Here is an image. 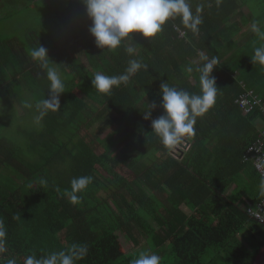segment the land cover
<instances>
[{"label":"trees","instance_id":"1","mask_svg":"<svg viewBox=\"0 0 264 264\" xmlns=\"http://www.w3.org/2000/svg\"><path fill=\"white\" fill-rule=\"evenodd\" d=\"M49 1L43 16L57 28L52 43L33 35L31 47L19 42L18 51L0 41V106L14 105L0 107V220L7 232L0 264L71 254L73 245L87 247L75 264H131L142 247L161 264H250L264 224L250 220L247 209L263 180L243 157L263 116L257 108L242 111L236 99L246 89L264 99V65L253 63L254 51L236 50L226 35L231 27L222 26L239 0H189L194 14L204 5L198 32L170 18L150 41L133 33L116 49L97 46L83 0ZM38 46L64 82L60 108L43 116L37 105L52 94L46 69L30 55ZM202 53L219 60L211 73L215 104L197 116L194 136L169 148L151 127L163 114L160 85L201 94ZM132 59L147 70L107 94L92 85L96 73L124 74ZM31 114L28 125L4 132L9 117ZM81 176L92 182L73 204L71 181Z\"/></svg>","mask_w":264,"mask_h":264},{"label":"clouds","instance_id":"2","mask_svg":"<svg viewBox=\"0 0 264 264\" xmlns=\"http://www.w3.org/2000/svg\"><path fill=\"white\" fill-rule=\"evenodd\" d=\"M219 3L220 0H217V4ZM83 4L91 21L88 31L94 37L97 46L103 49H116L125 39L132 41L131 34L133 33H139L150 41L151 38L163 31L162 26L170 18L179 17L184 27L194 33L199 31L198 26L203 22L200 13L203 11L204 5L197 6L194 14L189 0H83ZM251 27L252 31L264 40V31L261 30L258 22L254 21ZM134 50L135 45L133 44L127 49L129 53ZM30 55L34 60L40 62L42 68L46 69L47 79L50 81L52 98L44 99L37 105L38 108L43 109L41 111V116H43L48 109L56 111L60 108L58 96L64 92V82L54 66L56 64L49 60L45 48L38 46L30 51ZM251 59L253 63L258 62L264 65V46L255 48ZM200 60L204 63L196 71L200 72L201 94H190L185 90L170 86L167 82L160 85V107L163 109V114L152 120L151 127L160 138L161 143L169 148L179 144L185 136H194L197 116L204 114L215 104L219 88H217L215 78L211 73L214 67L219 65V60L216 56L209 57L203 53ZM141 69L147 70V65L143 64L141 60L132 59L124 74L108 76L96 73L91 83L98 91L107 94L114 87H119L121 84L126 85L130 77ZM186 71L191 73L193 68L187 67ZM26 106L31 107V105ZM149 108H155V105L153 104ZM150 115V110L145 111L144 119H149ZM91 182V176L72 179L71 192L68 193L70 202L78 203L79 197L76 193L86 189ZM261 199L251 208H256ZM248 217L250 220L264 224V219L254 217L249 213ZM6 236L4 223L0 220V253L6 251ZM70 252L71 254H65L63 251L54 252L49 258L43 260L35 259L33 255H29L25 258L24 264H56L57 256L61 257L60 264H75L76 259L86 255L87 247L73 245ZM7 264H16V261L9 259ZM131 264H161V257L155 253L142 252Z\"/></svg>","mask_w":264,"mask_h":264},{"label":"rangeland","instance_id":"3","mask_svg":"<svg viewBox=\"0 0 264 264\" xmlns=\"http://www.w3.org/2000/svg\"><path fill=\"white\" fill-rule=\"evenodd\" d=\"M5 3V10L9 11V15L7 12L0 14V41L1 45L4 46L5 42L6 45L11 48H20L18 43L24 44L25 47H31L33 40V35L40 37L41 39L44 38L46 42L52 43V39L58 37V32L55 29L54 32L51 29H46L44 25L45 19L48 15L43 16L46 11V0H16V3L13 5H9L7 0H3ZM24 2H30L29 4ZM15 4V5H14ZM5 42H4V41ZM17 40V42H16ZM23 96H32L31 93L25 91L23 92ZM29 105H31L30 110L32 108V98L28 97ZM14 105H12L7 100H4V104L0 107H5L11 109ZM34 112V111H33ZM32 119V114L29 115L28 119H20L18 116H11L7 119L8 126L5 127V133L13 131L16 126L20 125L21 127H25L28 125ZM35 120V118H34ZM34 122V121H33ZM111 131V130H109ZM103 140L109 138L107 133H104L100 136ZM153 224V221H150ZM264 237L262 238L263 244ZM142 252H147L149 254V250L147 247H142L139 249Z\"/></svg>","mask_w":264,"mask_h":264},{"label":"crops","instance_id":"4","mask_svg":"<svg viewBox=\"0 0 264 264\" xmlns=\"http://www.w3.org/2000/svg\"><path fill=\"white\" fill-rule=\"evenodd\" d=\"M7 2H11L12 4L8 3L11 6L13 3H16V0H7ZM46 3L50 4V1L46 0ZM238 5L239 6L234 10L233 13L225 16L226 18L224 17L222 26L231 27L226 35H232L233 41L231 42V45L239 47L236 50L246 48L245 51L247 53H252L255 48L264 46V40L260 39V37L252 31L251 27L254 21L258 22L264 19V0H239ZM3 10H5V3L3 0H0V14L9 12ZM44 23L46 24L47 29H51L53 32L55 29H57L55 25L52 24V22L51 26H49L48 18L45 19ZM258 24L261 30L264 31V22L261 21L258 22ZM259 190L260 193L258 201L264 194V183ZM247 201L248 204H251L250 200Z\"/></svg>","mask_w":264,"mask_h":264},{"label":"built area","instance_id":"5","mask_svg":"<svg viewBox=\"0 0 264 264\" xmlns=\"http://www.w3.org/2000/svg\"><path fill=\"white\" fill-rule=\"evenodd\" d=\"M236 102L242 111L247 113L257 108L263 116V123L260 124L257 130V137L247 146L243 158L252 161L256 171L264 181V99L259 97L253 89H246L236 99ZM248 213L254 217L264 219V195L256 208H249Z\"/></svg>","mask_w":264,"mask_h":264},{"label":"water","instance_id":"6","mask_svg":"<svg viewBox=\"0 0 264 264\" xmlns=\"http://www.w3.org/2000/svg\"><path fill=\"white\" fill-rule=\"evenodd\" d=\"M250 264H264V241L262 246L259 248Z\"/></svg>","mask_w":264,"mask_h":264}]
</instances>
